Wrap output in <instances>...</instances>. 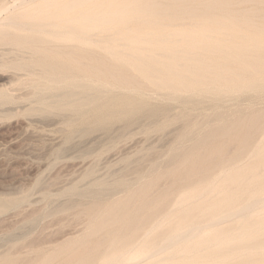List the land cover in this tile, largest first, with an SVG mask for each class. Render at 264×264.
Listing matches in <instances>:
<instances>
[{
    "label": "bare ground",
    "instance_id": "1",
    "mask_svg": "<svg viewBox=\"0 0 264 264\" xmlns=\"http://www.w3.org/2000/svg\"><path fill=\"white\" fill-rule=\"evenodd\" d=\"M1 50L0 69L28 77L19 85L52 90L42 112L74 114L84 133L165 116L161 130L176 115L183 127L167 169L148 154L146 181L139 171L78 194L93 198L80 217L73 204L81 236L0 264H264V110L221 107L264 96V0H0ZM171 104L215 110L169 118Z\"/></svg>",
    "mask_w": 264,
    "mask_h": 264
},
{
    "label": "rangeland",
    "instance_id": "2",
    "mask_svg": "<svg viewBox=\"0 0 264 264\" xmlns=\"http://www.w3.org/2000/svg\"><path fill=\"white\" fill-rule=\"evenodd\" d=\"M3 51L4 50L0 51L2 58L4 55ZM7 56L8 55L5 57ZM11 73L12 71L9 73L7 70L3 72V70L0 69V94L3 92L0 96V199H2L3 202L6 201V204L9 202V205H6L7 207L3 206L4 209L2 208L0 210V257L12 256V258L19 259L21 262L30 261L28 259L29 257H31V262H35L40 255L52 253L60 243L67 239L81 236L84 233L82 230L85 231L86 221L83 223L78 222L79 220H83L82 218H77V216L79 215L78 217H80L79 211L81 208H86L88 206L85 203H88L89 200L87 201L85 199H89L91 196L82 199V194L81 198L80 195H78L81 191L84 193L95 188L97 184L100 183L98 181L104 182L106 178H108L106 182L109 180V182H107L109 186L113 185V183L112 185L110 184V179L112 181V178L116 181L117 179H126L128 181L129 178V182L136 183L139 179V171V173L142 172L141 174L145 179L142 176L140 177L144 179L143 181H146V178L149 179V170H151V168H148L153 166H151L152 162L150 163L148 161H151L152 158V161H155L153 164L157 163L161 168L163 167L162 169L168 168L167 160L165 161L166 153L172 145H176V140L174 139L180 135L179 133H181L182 130L179 129L183 127L181 121L174 120L177 116H174L176 113L179 112V114H181L185 111L189 113L192 118L202 120L200 116L203 117L205 114L212 115L215 110L209 104L200 108L201 110L186 109L178 104H171L169 109L172 111H168V115L170 114L168 117L172 118L174 116V118L171 119L173 121L167 123L164 129L159 130L158 126L161 124L162 120V123H164L167 118L165 116H160V120H158V118L156 120L148 119L147 117L141 118L140 120L139 118L138 120L135 119L136 121L121 120V122L118 121L119 123L117 122L110 126L111 128L113 127L112 129L99 128L98 130V128H96V130L89 131L87 134L83 132V126L79 122H75L74 124V121H72L77 119L76 115L59 112H49L50 114H48L41 111L42 106L39 104V98L45 96V98L51 97V89L43 86H39L37 89V86L32 85L30 82L19 85L17 79L22 77L20 75H23V77L25 75L19 73L16 77L15 73ZM13 76L16 78L14 79ZM27 78L28 77L25 76L23 79L26 80ZM31 87H33V90H31ZM3 89H5V91ZM39 89L42 94L38 91ZM9 90H12V92ZM6 92L8 94L5 95ZM261 98L260 100L262 101L264 96ZM228 99L231 100V98ZM240 99L236 97L231 100V102L234 101L236 104L234 102L229 103L228 100H226V102L224 101L223 103L225 105H221V107L227 111L239 107H243V109L250 107L255 110H264V100L262 101L263 103L260 104L259 98L257 100L248 96H240ZM154 101L156 100H153V102ZM159 103H161V101ZM257 105L261 106L258 108ZM206 107L210 110L208 109L205 111ZM221 107L217 105L215 108L219 110ZM211 109H213V111H211ZM201 111L203 113H201ZM172 112L174 113L171 114ZM146 122H148L149 125L151 123V129ZM155 122H157L156 129L154 128V126H156ZM72 124L74 126H70ZM131 124H133V126ZM146 124L148 126H146ZM75 125L78 127H75ZM139 129L142 130L139 131ZM145 129L150 132L148 133L147 130L144 132ZM152 130L154 132H151ZM69 137L70 140H68ZM154 149L155 151H153ZM156 153L161 155L165 154V156L162 155L159 157V155H157L158 157H156ZM148 154L152 158H148ZM124 160L126 162H122ZM138 161H140L142 166ZM129 163H131L133 168H130ZM137 164L139 165L137 166ZM127 165H129L131 170L126 168ZM135 168L139 169L136 170ZM127 169L133 172L131 173L128 171L125 173L124 171H127ZM135 173L137 175H135ZM121 174H123V176ZM102 178L103 180H101ZM95 183L97 184L95 185ZM63 190L65 192H63ZM122 191L120 189L116 191L112 190L113 193H110V197L107 196V200L112 201L119 197L121 198L125 194L124 191ZM48 192L50 194H48ZM69 194H74L79 197V199ZM73 198H75V200H73ZM91 199L90 202L92 203L93 200ZM22 201L25 203L23 204ZM68 202L70 203L68 204ZM91 203L89 205H92L94 202ZM73 204L76 205V209L80 208V210L77 209L79 213L77 216L74 214L75 205ZM83 204L86 206L84 207ZM70 205L74 208L69 207ZM79 205L80 207H78ZM65 206L68 211L63 209ZM37 236L39 238H37ZM23 256L25 257L24 259Z\"/></svg>",
    "mask_w": 264,
    "mask_h": 264
}]
</instances>
